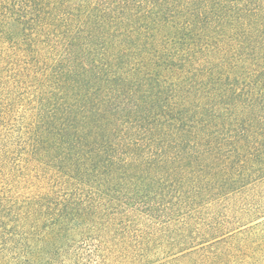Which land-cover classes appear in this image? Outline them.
Segmentation results:
<instances>
[{
	"label": "trees",
	"instance_id": "1",
	"mask_svg": "<svg viewBox=\"0 0 264 264\" xmlns=\"http://www.w3.org/2000/svg\"><path fill=\"white\" fill-rule=\"evenodd\" d=\"M258 183L264 0H0V264H264Z\"/></svg>",
	"mask_w": 264,
	"mask_h": 264
},
{
	"label": "rangeland",
	"instance_id": "2",
	"mask_svg": "<svg viewBox=\"0 0 264 264\" xmlns=\"http://www.w3.org/2000/svg\"><path fill=\"white\" fill-rule=\"evenodd\" d=\"M226 206L231 207V209L228 210V213H230L228 221L232 223L233 221L231 219L239 217L243 210L245 216H243L242 220H249L263 216L264 183H258L247 187L239 194L234 195V197L226 203Z\"/></svg>",
	"mask_w": 264,
	"mask_h": 264
}]
</instances>
